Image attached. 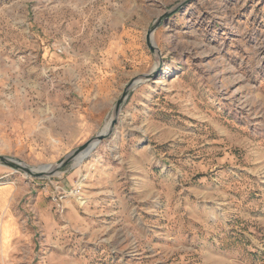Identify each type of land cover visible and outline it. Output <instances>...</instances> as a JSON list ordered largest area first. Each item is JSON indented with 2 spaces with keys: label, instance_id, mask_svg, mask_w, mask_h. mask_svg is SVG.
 I'll return each mask as SVG.
<instances>
[{
  "label": "rangeland",
  "instance_id": "1",
  "mask_svg": "<svg viewBox=\"0 0 264 264\" xmlns=\"http://www.w3.org/2000/svg\"><path fill=\"white\" fill-rule=\"evenodd\" d=\"M108 123L0 160L8 264H264V0H0V155Z\"/></svg>",
  "mask_w": 264,
  "mask_h": 264
},
{
  "label": "crops",
  "instance_id": "2",
  "mask_svg": "<svg viewBox=\"0 0 264 264\" xmlns=\"http://www.w3.org/2000/svg\"><path fill=\"white\" fill-rule=\"evenodd\" d=\"M22 187L15 182L0 184V264H8L15 247L24 239V226L18 212Z\"/></svg>",
  "mask_w": 264,
  "mask_h": 264
},
{
  "label": "water",
  "instance_id": "3",
  "mask_svg": "<svg viewBox=\"0 0 264 264\" xmlns=\"http://www.w3.org/2000/svg\"><path fill=\"white\" fill-rule=\"evenodd\" d=\"M149 45H150L151 48H153V46L151 44H149ZM138 82L139 81H137V83ZM137 83H135V81H133L131 83V85L137 84ZM127 93H128V88L125 90L123 96L119 99V101L117 103L116 112H118V110L120 108V105H121V102L126 97ZM109 130L110 129L108 128L107 131H104V132L100 133L95 139L89 140L85 144H83L80 147L74 149L64 159L59 161L57 164H55V165L49 164L50 165V169H47V170L39 168L38 170L34 171L32 168L28 167L27 165L23 164L22 162H19L18 160H15V161L10 160V158H8L6 156H3V155H0V160L8 162L9 164L14 165V166H18V167L26 170L28 173L34 175V176H42L44 174H51V173H54L62 165L67 164L70 161H72L74 158H76L78 156L82 157V156L87 155L98 144V142L100 140H102L104 137L108 136Z\"/></svg>",
  "mask_w": 264,
  "mask_h": 264
},
{
  "label": "built area",
  "instance_id": "4",
  "mask_svg": "<svg viewBox=\"0 0 264 264\" xmlns=\"http://www.w3.org/2000/svg\"><path fill=\"white\" fill-rule=\"evenodd\" d=\"M82 190H83V184L82 183H78L75 187H73L71 189V192L72 194H80L82 193ZM66 197V194L65 193H57L53 196V201L58 205L60 206L61 203L64 201Z\"/></svg>",
  "mask_w": 264,
  "mask_h": 264
},
{
  "label": "bare ground",
  "instance_id": "5",
  "mask_svg": "<svg viewBox=\"0 0 264 264\" xmlns=\"http://www.w3.org/2000/svg\"><path fill=\"white\" fill-rule=\"evenodd\" d=\"M107 123V122H106ZM108 127H109V123L107 124V126H106V128H105V130L104 131H107L108 130ZM82 157H85V156H82ZM81 157V158H82ZM79 158V157H78ZM40 169H50V165H44V166H41V167H39Z\"/></svg>",
  "mask_w": 264,
  "mask_h": 264
}]
</instances>
